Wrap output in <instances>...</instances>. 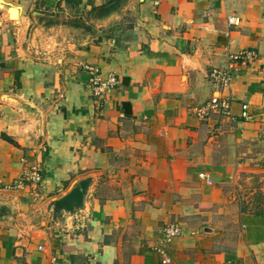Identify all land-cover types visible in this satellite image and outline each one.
I'll use <instances>...</instances> for the list:
<instances>
[{
    "label": "crops",
    "instance_id": "crops-1",
    "mask_svg": "<svg viewBox=\"0 0 264 264\" xmlns=\"http://www.w3.org/2000/svg\"><path fill=\"white\" fill-rule=\"evenodd\" d=\"M0 264H264V0H0Z\"/></svg>",
    "mask_w": 264,
    "mask_h": 264
},
{
    "label": "built area",
    "instance_id": "built-area-1",
    "mask_svg": "<svg viewBox=\"0 0 264 264\" xmlns=\"http://www.w3.org/2000/svg\"><path fill=\"white\" fill-rule=\"evenodd\" d=\"M230 22L234 24H239L240 20L236 17H230ZM258 54L253 50H240L230 54L231 65L228 69L215 68L211 76L212 78L222 87H227L233 78L232 70H238L239 64L242 61L252 62L257 59ZM85 69L90 74V85L97 93L108 92L114 89L117 85V78L114 75H110L108 78H103L100 69L94 65H85ZM220 110L225 114H231L230 101L225 98L214 99L209 101L205 105L198 108L197 112L199 117L202 119L207 118L211 112ZM243 116L249 118L248 105H244ZM202 177L206 178L208 181H212L208 174H201ZM41 180V173L38 166H33L30 171L24 173L19 179H17L12 187L19 188L22 187L27 181L38 182ZM166 242H171L175 237L181 236L184 230L180 224L172 222L168 223L164 227ZM165 261L170 262L169 257Z\"/></svg>",
    "mask_w": 264,
    "mask_h": 264
},
{
    "label": "trees",
    "instance_id": "trees-1",
    "mask_svg": "<svg viewBox=\"0 0 264 264\" xmlns=\"http://www.w3.org/2000/svg\"><path fill=\"white\" fill-rule=\"evenodd\" d=\"M82 198L83 194L80 189H74L72 193L56 203V208L60 209L66 206L68 209H72L74 206H79L82 204Z\"/></svg>",
    "mask_w": 264,
    "mask_h": 264
}]
</instances>
